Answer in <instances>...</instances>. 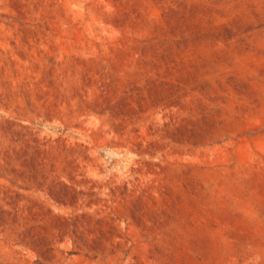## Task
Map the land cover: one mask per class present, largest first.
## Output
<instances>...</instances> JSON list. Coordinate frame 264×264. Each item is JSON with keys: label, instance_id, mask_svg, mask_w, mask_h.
<instances>
[{"label": "rangeland", "instance_id": "obj_1", "mask_svg": "<svg viewBox=\"0 0 264 264\" xmlns=\"http://www.w3.org/2000/svg\"><path fill=\"white\" fill-rule=\"evenodd\" d=\"M0 264H264V0H0Z\"/></svg>", "mask_w": 264, "mask_h": 264}]
</instances>
